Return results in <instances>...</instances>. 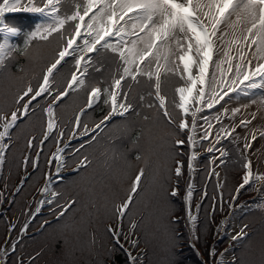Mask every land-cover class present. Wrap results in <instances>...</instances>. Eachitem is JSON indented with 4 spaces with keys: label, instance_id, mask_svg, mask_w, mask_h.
<instances>
[{
    "label": "snow or ice",
    "instance_id": "6c2138e0",
    "mask_svg": "<svg viewBox=\"0 0 264 264\" xmlns=\"http://www.w3.org/2000/svg\"><path fill=\"white\" fill-rule=\"evenodd\" d=\"M8 13H31L43 19L34 30L23 33L5 21ZM18 39L19 44L15 42ZM20 60L27 68L20 65ZM69 64L73 66L70 74L61 80V73ZM107 69L110 71L104 78ZM0 80L15 85L7 93L10 100L0 106V170L16 147L17 130L39 116L41 132L39 137L30 135L26 141L27 155L19 165L26 175L15 192L23 191L31 177L41 172L43 157L45 165L55 166L56 176H46L35 211L38 213L44 204L51 205L56 209L57 220L77 204L71 197L61 204L62 194L52 188L53 180L63 179L61 169L69 166L64 158L68 149L65 141L87 138L68 153L75 158L72 170L80 174L92 165V157L85 153L90 145L99 142L101 133L132 117L143 122L133 143L146 141L147 147L138 148L133 154L136 167L128 177L127 192L113 204L118 227L107 229L115 240L114 248L118 246L126 253L127 264H142L141 257L125 248L121 239L132 249L139 248V225L130 213L144 191L154 162L160 189L177 197L181 179L187 174L191 181L200 150L218 152L219 157L213 156L212 163L219 160V167L228 156L222 141H228L240 150L243 170L242 180L233 190L235 194L229 193L226 202L231 206L240 190L255 181L264 186V173L254 175V162L248 154L249 150L256 151L253 142L258 136L264 140V130H257L253 124L256 112L249 117L248 105L226 106L241 96H250L256 89H264V0H79L71 11L66 10L65 0H0ZM166 85L172 86L171 97L165 91ZM81 93L85 102L70 121L71 127L65 128L57 109L65 98ZM251 104H257V100L252 99ZM259 105L264 109V95ZM101 106L102 117L91 123L84 119L89 110L95 112ZM117 138H113V143ZM46 142L53 144L55 152L45 155ZM131 159L125 152L112 151L113 162L121 161L129 169ZM208 175L216 178L219 195L215 191L209 195L206 187L197 195L210 201L209 209L214 214L223 209L225 184L220 182L215 167ZM6 191L7 187L0 190V203L7 202ZM194 193V184L189 182L184 197L187 220L198 240V216L192 212ZM164 203L167 205V201ZM201 206L195 205L197 213ZM174 215L167 213L170 227L179 222L180 218L174 219ZM27 228L25 223L21 237ZM247 229L244 224L232 239H243L248 235ZM9 231H16L15 225ZM172 239H177L175 233ZM17 244L18 241L10 245L6 242L0 250V264H6L9 246L15 253ZM176 246L172 244L173 248ZM215 254L213 249L211 255ZM261 255L264 257V250ZM18 264H24L23 259ZM28 264H36V258L29 257ZM168 264L175 261L169 259ZM214 264H225L223 254Z\"/></svg>",
    "mask_w": 264,
    "mask_h": 264
},
{
    "label": "rangeland",
    "instance_id": "374dc122",
    "mask_svg": "<svg viewBox=\"0 0 264 264\" xmlns=\"http://www.w3.org/2000/svg\"><path fill=\"white\" fill-rule=\"evenodd\" d=\"M41 22H42V20H41ZM260 98H261V96L257 100V104H258V108L256 111V117L257 118H256V120H254L253 124L255 125L256 129L264 130V119L261 118L262 114H264V109L260 108V105H259ZM258 165L261 167L264 166V140H262L261 144L258 146ZM120 171H121L120 169H118L116 171L117 181L120 180ZM108 182L109 181H106V183H108ZM105 185H108V184H105ZM106 197H107V195H106ZM87 218H88L90 223L93 222L92 218L87 216L84 219H82L81 221L77 220L76 225L73 224V220L68 219L67 222L62 223L58 227L56 236L60 235V237H57L56 240L58 242H63V244H65V245H63L64 247H66V245H67V247H69L68 257L75 256V255L79 254L81 251V248H83V247H81L82 244L85 243L86 241L88 242V240H89L88 234L86 236H82L83 235V229L85 228V222H86ZM72 247H75V249H73Z\"/></svg>",
    "mask_w": 264,
    "mask_h": 264
},
{
    "label": "trees",
    "instance_id": "16d2710c",
    "mask_svg": "<svg viewBox=\"0 0 264 264\" xmlns=\"http://www.w3.org/2000/svg\"><path fill=\"white\" fill-rule=\"evenodd\" d=\"M77 1H79V0H76V2ZM73 7H74V3L73 4H69L68 6H67V8H66V10H68V11H71L72 9H73ZM19 63H20V65H22V66H25L26 64H25V62L24 61H22V60H20L19 61ZM12 70L14 71H16V68L15 67H12ZM109 71H110V69H107V70H105L104 71V73H103V76H104V78H106L107 76H108V74H109ZM96 76H100V73H96L95 74ZM100 111L101 110H98L97 111V114H99L100 113ZM138 133V131L136 132V134ZM233 155H234V159L236 160V159H238L239 158V155H238V151L237 150H235L234 151V153H233ZM154 200H156V198H154ZM165 201H167V205H165ZM154 202V201H153ZM153 202L151 203V202H149V201H147V206H148V208L153 204ZM170 202L168 201V198H165L164 200L162 199V202L161 201H159V202H156L155 204H153V206H152V208H151V210L152 211H155L158 207H161L162 208V212H164V209L165 208H167V206H168V204H169ZM88 204V202L86 203V204H83L82 205V207H81V209H80V218H79V221H81L82 219H84L85 217H87V216H91V209H88L89 208V206L87 205ZM79 216V215H78ZM88 218H87V220H86V222L88 223ZM91 225H88V227H86L87 228V230H88V228L90 227ZM170 232L173 234V231L170 229ZM258 234H259V232H258ZM168 242V241H167ZM168 244V248H169V250L171 251L172 249H173V247H172V244H173V239L171 240V243H167ZM58 245V251H59V249L61 248V246L62 245H60V244H57ZM47 247H49V245H47ZM69 249V248H68ZM68 249L67 250H64V251H62V253H60L57 257H55V258H68V256H67V251H68ZM158 251V250H157ZM154 251V253H153V257H154V261H155V264H160V261L162 260V254L158 251ZM75 258V257H74ZM121 258V257H120ZM167 259L169 260V259H172V260H174L175 261V264H196V261L193 259V257L191 256V255H184V256H179V255H176L175 253H173V252H171L170 254H168L167 255ZM121 261H122V263L123 264H125L124 263V260L121 258ZM81 264H88V262H87V260L86 259H84V260H82V262H81Z\"/></svg>",
    "mask_w": 264,
    "mask_h": 264
},
{
    "label": "bare ground",
    "instance_id": "6f19581e",
    "mask_svg": "<svg viewBox=\"0 0 264 264\" xmlns=\"http://www.w3.org/2000/svg\"><path fill=\"white\" fill-rule=\"evenodd\" d=\"M261 92H263V91H261ZM261 92H260V94L258 93L253 99L258 100L259 97L264 94V92L263 93H261ZM243 103L248 105V107H247V112L248 113H252L253 110L256 108V106H258V104H251V101H249V102L248 101H243ZM261 142H262V140L260 141V144H261Z\"/></svg>",
    "mask_w": 264,
    "mask_h": 264
}]
</instances>
